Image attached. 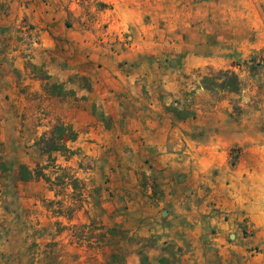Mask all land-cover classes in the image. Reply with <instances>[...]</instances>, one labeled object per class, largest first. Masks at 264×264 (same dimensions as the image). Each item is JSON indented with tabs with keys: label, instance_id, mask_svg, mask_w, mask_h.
<instances>
[{
	"label": "rangeland",
	"instance_id": "374dc122",
	"mask_svg": "<svg viewBox=\"0 0 264 264\" xmlns=\"http://www.w3.org/2000/svg\"><path fill=\"white\" fill-rule=\"evenodd\" d=\"M70 2L87 6L85 20H80V26L92 31L95 43L112 50L128 49L133 45V34L129 30L121 38L111 36L106 33L108 22L93 19L100 4L93 0H70L68 5ZM218 3L219 7L213 12H218L220 18H212L216 32L195 37L200 43L206 41L209 49L203 48L206 52L196 54L216 58L218 69L230 66L229 69L240 76L242 88L239 92L220 88L188 92L187 97H182L176 106L186 104L196 115L186 119L175 115L173 118L177 123L196 126L195 131L189 134L192 140H203L204 131L207 130L203 128L222 122L224 117H227L228 124L242 125L247 137L259 139L264 131V116L256 114L264 108V0H219ZM1 14H11L7 1L0 2ZM2 17L0 94L9 97L18 93L25 99H36V94L28 91L25 84L28 77L33 76L41 80L44 92L60 97L62 102L75 104L72 89L48 74L45 63L36 64L27 57L30 52L26 50L30 46H40L39 29L25 19L7 24ZM174 54L176 58L170 56L171 53H160L162 65L178 67L180 59L187 52ZM22 65L23 69L19 68ZM206 65L199 67V70L207 73L209 68ZM217 72L216 69L212 74ZM71 79L89 87L77 75ZM217 109L223 112L222 116L210 113ZM53 118L49 111L42 110L36 122L52 127ZM96 118L97 123L78 127L77 138L71 140L75 143L69 146L70 151H53V156L49 154L47 161L49 159L48 163L53 166V173L49 171V175L53 176L49 185L45 182L42 169L35 167L38 174L33 190L37 191L38 202L30 199L34 198L29 195L31 184L19 186L12 173L6 177L0 174V264H133L142 253L147 254L150 260L146 264H208L190 260L195 259L194 255L200 256L207 246L210 251L216 250L218 256L224 241L230 243L254 235L255 229L247 217L239 221L235 230L210 227V221L206 218L210 214L200 209L204 202L202 195L206 191L202 187L204 184H186V179L180 178L186 175L182 172L186 166L182 165L180 156H175L176 164L170 165L168 161L161 167L155 166L149 162L150 158H144L150 155L149 149L129 146L130 132L125 130L122 117L116 120L114 116L97 110ZM58 121L65 123L61 118L55 123ZM133 139L138 143L139 138ZM238 150L233 151V160L238 157ZM182 151L173 148L163 154H181ZM5 163L0 160V169L6 167ZM160 171L164 173L160 175ZM160 176L164 178L161 183L168 187L172 179L178 180L179 187L175 191L179 195L181 211H173L169 206L173 204L172 201H167L169 207L166 205L163 208L170 212L159 216L158 220L156 217L160 215L158 208L161 200L165 202L161 199L160 182H157ZM50 188L61 198H46L45 193ZM136 188L144 193L141 199L137 197ZM188 191L195 196L185 202L183 196ZM68 219L73 222L70 223ZM212 234L217 237L223 235L225 239L213 240L214 246ZM255 248L259 249V245H253L251 250ZM237 259L242 261L240 256Z\"/></svg>",
	"mask_w": 264,
	"mask_h": 264
},
{
	"label": "crops",
	"instance_id": "0c3cea01",
	"mask_svg": "<svg viewBox=\"0 0 264 264\" xmlns=\"http://www.w3.org/2000/svg\"><path fill=\"white\" fill-rule=\"evenodd\" d=\"M4 1L10 5L11 14H1L0 18L3 15L2 20L7 24L25 19L39 29L40 46H30L26 50L30 52L27 57L36 64L45 63L48 74L72 89L75 104L62 102L60 97L44 92L41 80L33 76L28 77L25 84L28 91L36 94V99H25L18 93L9 97L0 94V160L6 162L0 174L6 177L12 173L19 186L31 184L29 195L34 198L30 199L38 202L37 191L33 190L38 174L35 167L42 169V174L50 178H44L47 185L53 180V176L49 175V171L53 173V166L48 163L49 159L47 161L50 155L44 153L37 143L51 129L49 124L36 122L40 111H49L54 117L52 125L61 118L76 132L84 124L97 123V110L114 116L116 120L122 117L125 130L130 132V147L149 149L150 155L144 158H150L149 162L160 167L168 161L170 165L176 164L175 156H180L182 165L186 166L182 170L186 175L180 178L186 179V184L194 182L195 186L203 182L202 187L206 191L202 195L204 202L200 209L210 214L206 217L210 227L235 230L239 221L247 217L255 229L251 237L230 243L224 241L223 245H219V257L216 250L211 252L207 246L200 256L194 255L195 259L190 262L264 264V131L259 139L247 137L242 125L228 124L227 117H224L222 122L203 128L207 129L203 140H192L189 134L195 131L196 126L177 123L173 118L175 114L168 108L176 106L182 97H187L188 92L205 90L201 83L204 75H211L216 69L230 68L224 66L218 69L216 58L196 54L206 52L203 48L209 49L206 41L200 43L195 37L216 32L212 18H220L218 12H213L219 7V0H93L101 5L93 19L108 22L106 33L118 38L127 30L133 34V45L123 50H112L95 43L92 31L81 28L80 20H85L87 7L83 3L70 2L68 5L70 0ZM38 52L42 54L38 55ZM162 52L171 53L170 56L175 58L174 52L187 54L180 59L178 67H170L162 65L163 59L159 57ZM204 63L209 68L207 73L199 70V67L205 66ZM19 68L23 69V65ZM74 75L83 78L89 87L83 86L79 80L73 81L71 78ZM210 113L223 115L218 109ZM256 114L264 116V108ZM135 137L139 138L138 143L133 139ZM74 143L67 141L70 147ZM173 148L183 151L181 154H163ZM235 149H239V155L233 160ZM23 165L33 170L32 179H20ZM157 182H160V192L162 190L161 199L165 200H161L158 208L160 215L156 210V219L159 220V216L170 212L163 207L167 205L175 212L181 211V202H178L179 195L175 191L179 187L177 179L170 181L169 187L172 188L161 183L164 182L161 176ZM38 183L41 182L38 180ZM135 191L138 199L144 197L139 189ZM45 196L61 198L51 188ZM194 196L188 191L183 199L185 197L187 202ZM167 201L173 204L168 206ZM211 236L214 237L212 243L213 240L225 239L223 235ZM253 245H259V249L251 250ZM239 256L242 261L237 259ZM137 258L138 261L134 260L133 264H140L141 256Z\"/></svg>",
	"mask_w": 264,
	"mask_h": 264
},
{
	"label": "trees",
	"instance_id": "16d2710c",
	"mask_svg": "<svg viewBox=\"0 0 264 264\" xmlns=\"http://www.w3.org/2000/svg\"><path fill=\"white\" fill-rule=\"evenodd\" d=\"M202 86L205 89L213 90L214 88H220L228 92H239L242 88V81L240 76L233 70L222 69L216 74H207L202 77ZM178 118L186 119L191 116H195L196 112L188 107H168ZM77 138V132L73 129L70 124H66L62 121L56 122L50 129L48 134H44L40 137L37 143L41 146L44 153H52L53 151H70L67 145L68 140H75ZM22 172L20 173V179L30 180L34 177L33 170H30L26 166H22ZM50 180L49 177H46ZM148 257L142 253L141 262L146 264ZM169 264V263H164Z\"/></svg>",
	"mask_w": 264,
	"mask_h": 264
}]
</instances>
